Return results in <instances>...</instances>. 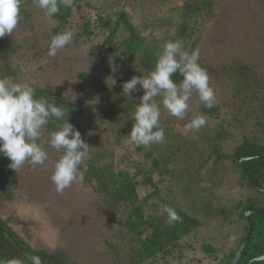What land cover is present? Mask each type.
Here are the masks:
<instances>
[{"label": "rangeland", "instance_id": "obj_1", "mask_svg": "<svg viewBox=\"0 0 264 264\" xmlns=\"http://www.w3.org/2000/svg\"><path fill=\"white\" fill-rule=\"evenodd\" d=\"M184 2L191 10L187 16ZM78 5L60 29L71 31L73 39L54 59L47 51L60 21L45 19L28 0L17 28L7 35L19 49L10 59L14 76L6 77L54 91L53 102L62 101L65 116L50 119L38 141L48 153L45 164L25 163L8 193L0 192V218L26 246L56 254L68 264H130L135 242L125 227L126 213L108 211L95 180L87 176L61 194L49 179L61 153L47 144V133L67 119L90 147L83 171L95 165L129 173L148 217L161 218L160 205L172 203L200 221L170 264H216L244 235L239 204L248 198L264 203V194L242 179L235 158L246 138L256 136L261 142L264 136L257 126L263 116L261 93L256 94L264 82V0H81ZM123 11L144 39L142 49L131 53L126 51L129 34L114 31ZM182 21L187 33L180 38ZM162 39H179L185 50H199V64L208 73L217 103L209 109L193 94L183 119L161 107L165 142L140 153L127 143V135L141 94L125 96L122 83L147 73L143 49ZM155 99L159 103L160 97ZM197 114L207 122L193 138L184 133V125ZM148 176L152 186L144 183ZM204 246L215 254L207 255Z\"/></svg>", "mask_w": 264, "mask_h": 264}, {"label": "clouds", "instance_id": "obj_2", "mask_svg": "<svg viewBox=\"0 0 264 264\" xmlns=\"http://www.w3.org/2000/svg\"><path fill=\"white\" fill-rule=\"evenodd\" d=\"M23 0H0V38L12 35L17 28L21 15ZM32 4L41 9L44 18L51 21L60 12V7L71 8L74 0H31ZM71 31L60 32L51 37L47 56L55 58L58 51L65 48L71 40ZM153 70L143 76H132L122 83V91L130 97L133 92L142 90L139 103L133 112L134 123L127 135V143L134 147H148L165 142V129L161 124V107L167 114L183 119L189 110V101L193 94L200 103L212 108L217 103L214 89L210 86L207 71L199 64L198 49L185 50L179 39L165 41L156 52ZM115 73L117 67H112ZM179 74L182 79L174 82L172 76ZM112 86L116 81L112 77ZM139 85V89L137 86ZM156 97H160L159 103ZM65 112L62 108L49 103L45 98H35V88L28 83H18L12 78H0V156L9 159V168L14 171L21 169L25 163L32 166L44 165L48 153L38 143L43 130L50 119L61 120ZM203 114H197L184 125L185 134L198 132L205 124ZM47 144L61 153L54 162L49 177L57 193L76 183H83L85 172L81 166L89 153V145L81 138L74 126L64 121L56 130L47 133ZM167 216V223L173 224L181 219L177 212L168 205H160ZM29 264H42L36 255H27ZM0 264H25L19 258L2 259ZM248 264H264V255L252 257Z\"/></svg>", "mask_w": 264, "mask_h": 264}, {"label": "trees", "instance_id": "obj_3", "mask_svg": "<svg viewBox=\"0 0 264 264\" xmlns=\"http://www.w3.org/2000/svg\"><path fill=\"white\" fill-rule=\"evenodd\" d=\"M81 0H74V6L71 8L60 7V12L54 16L53 19L60 21L59 29L55 28L54 35L60 33L62 25L67 23V19L71 16V12L74 8H79L78 5ZM28 3H32L28 0ZM24 4V0L22 2ZM21 4V7H22ZM184 16H187L189 11L188 3L184 2ZM196 9V7H194ZM109 27V24H103L102 26ZM114 31L119 28L123 29L129 34L128 44L126 51L131 53L137 49H142L144 39L137 33L135 26L132 24L130 18L123 11L117 15ZM187 25L182 21L178 25L177 35L181 38L187 33ZM114 31L109 35V41L114 36ZM167 41L162 39L155 41L153 45H149L148 48L143 49L142 66L147 72L153 70L156 61V52L160 46ZM17 47L10 38L5 36L0 38V78L6 76H12L14 74L13 68L10 62L11 57L18 51ZM14 76V75H13ZM174 82L179 83L182 77L177 73L172 76ZM35 98H45L49 103H53L58 107L63 105L62 101L53 102V98L56 95L54 91L47 88L34 87ZM256 94L261 93V120L257 123V126L262 127L261 131L264 133V82L261 81L256 88ZM142 95V90H139ZM253 95V98L256 97ZM256 97V100H259ZM128 112V107H126ZM128 114V113H127ZM126 114V115H127ZM128 118V117H127ZM132 125L134 123L133 115L131 117ZM51 125V121L47 126ZM164 129L166 128L163 126ZM52 130H55L52 128ZM223 134H219L221 136ZM137 152L142 153L146 147H135ZM240 150H245L247 157L251 159L245 160L242 165L239 164L241 157ZM148 157H151L150 152H146ZM264 136L260 142L259 139L254 136L246 138L240 146V149L235 152L236 164L241 172L242 179L246 184L254 189L247 178L242 172V166L246 167L255 181L264 179ZM260 155L259 158L255 156ZM10 161L8 158L0 156V192L8 193L11 185L17 178V171L9 168ZM160 163L155 162L154 166L159 167ZM85 177L90 176L95 180V188L97 192L107 198V209L112 215H116L122 211L126 213L125 227L127 232L133 236L135 247H133V255L130 264H170L175 257L176 253L182 251L181 242L193 233L199 226L200 221L187 214L185 211L179 209L174 204L170 203L168 206L172 207L181 219L173 224H168L167 216L164 213L161 218L152 216L148 217L143 213L142 205L145 201H139L137 194V182L134 177L130 176L127 172H114L112 168L108 166L96 167L95 165L89 166L85 171ZM152 173L149 172L147 175ZM146 185L152 186V178L148 176L144 182ZM255 190V189H254ZM256 191V190H255ZM260 193L259 191H256ZM261 194V193H260ZM240 208V219L245 222V231L236 249L230 254L225 255L216 264H231L233 258L236 255L237 250L241 246L245 235L248 232V222L245 219L244 212L248 208H257L260 214H252L250 221L252 223V233L248 245L246 246L244 253L238 264H248V261L257 255H264V203H261L256 198H248ZM263 213V214H262ZM165 239L169 240L166 242ZM214 248L204 246L202 251L207 255H214ZM27 255L39 256L42 260V264H68L63 258H60L56 254H46L39 250H33L26 246L11 230L5 221L0 218V256L3 259L8 260L12 258H19L25 260V264L29 262L25 259ZM171 258L170 261L168 259ZM216 257L213 258L215 261ZM222 261V262H221Z\"/></svg>", "mask_w": 264, "mask_h": 264}, {"label": "water", "instance_id": "obj_4", "mask_svg": "<svg viewBox=\"0 0 264 264\" xmlns=\"http://www.w3.org/2000/svg\"><path fill=\"white\" fill-rule=\"evenodd\" d=\"M240 153H241V157H240V160H239V164L240 165H242L245 160L251 159V157H247L245 150H240ZM255 157L256 158H259L260 155H257ZM242 172H243L244 176L247 178V180L249 181V183H250V185L252 187L257 188L259 190H262L264 192V179H261L260 180V184H259L251 176L249 170L246 167H244V166H242ZM259 213H260V211L257 208H248L244 212L245 219L248 222V232H247V235L245 236V238L243 240V243L241 244L240 248L238 249V251H237V253H236L235 257H234V260L232 261L231 264H238L239 263L242 255L244 253V250H245L246 246L248 245V242L250 240L251 233H252V223L250 221V216L252 214H259Z\"/></svg>", "mask_w": 264, "mask_h": 264}, {"label": "flooded vegetation", "instance_id": "obj_5", "mask_svg": "<svg viewBox=\"0 0 264 264\" xmlns=\"http://www.w3.org/2000/svg\"><path fill=\"white\" fill-rule=\"evenodd\" d=\"M261 180V179H260ZM260 180L258 181V183L260 184ZM254 188V187H253ZM256 191H259L261 194H264V192L262 191V190H259V189H257V188H254ZM260 214V213H259ZM263 214V213H262ZM240 248V247H239ZM238 251V250H237ZM237 253V252H236ZM233 260H234V258H233ZM232 260V261H233ZM232 263V262H231Z\"/></svg>", "mask_w": 264, "mask_h": 264}]
</instances>
